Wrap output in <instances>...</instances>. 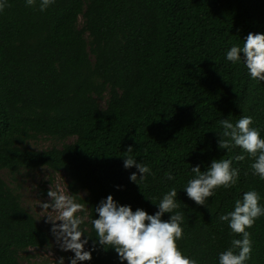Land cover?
I'll return each instance as SVG.
<instances>
[{"label":"trees","instance_id":"16d2710c","mask_svg":"<svg viewBox=\"0 0 264 264\" xmlns=\"http://www.w3.org/2000/svg\"><path fill=\"white\" fill-rule=\"evenodd\" d=\"M40 3L0 0V171L66 174L68 191L86 209L80 230L92 259L79 264H121L114 249L93 250L101 200L111 195L154 215L173 187L179 208L172 214L183 213L179 250L197 264H219V254L242 239L219 217L252 190L264 207L254 158L218 147L225 118L235 124L251 116L264 139V81L251 78L243 53L227 60L250 32L264 34V0H55L44 11ZM40 137L63 144L30 149ZM129 146L150 168L138 185L130 180L137 169L123 166ZM214 159H231L238 177L197 205L184 191L191 168L207 171ZM246 231L245 264H264V215ZM48 241L0 177V264H20L21 253Z\"/></svg>","mask_w":264,"mask_h":264},{"label":"clouds","instance_id":"9594fccd","mask_svg":"<svg viewBox=\"0 0 264 264\" xmlns=\"http://www.w3.org/2000/svg\"><path fill=\"white\" fill-rule=\"evenodd\" d=\"M55 0H41L40 10H46ZM36 0H26V6H34ZM5 4H0V11ZM243 59L252 79L264 81V34L249 33L244 39L243 47L232 46L227 52V60L236 63ZM223 131L218 137L219 149L231 150L239 147L249 156L254 158L251 164L253 174L264 180V139L258 129L251 127L253 118L241 116L233 124L227 118L219 121ZM123 159L125 169L135 167L137 173L130 175V180L137 183L150 174V168L143 162L137 163L131 155L133 148L129 146ZM237 161H242L245 156H236ZM231 159H214L207 171L202 172L199 166L191 168L194 178L190 179L184 188L189 199L197 205H205V200L213 195L218 187H231L235 184L239 174L238 169L231 167ZM168 180L174 179L171 174H166ZM48 202H41L40 208L50 210L47 222L52 225L51 232L62 251L73 252L70 264H79L92 259L91 251H85L88 239L80 230V225L86 217L76 215L84 210V205L78 203L74 195L62 190H54L50 185L47 192ZM177 191L173 187L163 196L158 205V211L149 215L142 209L132 210L131 206L119 205L111 195L101 200L95 207L98 218L91 221L97 239L93 240V250L98 244L105 251L114 249L121 264H197L182 254L176 241L183 236V213L176 211ZM259 194L252 190L243 194L242 200H237L234 211L221 215L222 222H228L233 233L242 236V239H233L231 247L219 254V264H245L251 254L250 233L255 220L264 215V207L260 206ZM170 218L162 219L164 214ZM55 214V215H53ZM236 249H239L238 254ZM58 264H65L61 257Z\"/></svg>","mask_w":264,"mask_h":264},{"label":"rangeland","instance_id":"374dc122","mask_svg":"<svg viewBox=\"0 0 264 264\" xmlns=\"http://www.w3.org/2000/svg\"><path fill=\"white\" fill-rule=\"evenodd\" d=\"M79 21L81 19L79 18ZM103 106V102L100 103ZM71 141L70 139L66 142ZM63 142L40 137L28 144L33 150H45L50 147H60ZM0 177L5 181L7 186L20 197L21 205L30 212L34 219L44 226L49 233L48 244L42 248H30L21 253L20 264H58L61 257L64 258L65 264H70V258H74L71 251H62L56 243V239L51 232L52 225L47 222V215L50 210L40 208L41 202H48L47 192L50 185L54 190H62L68 193V178L64 172L52 171L47 168H38L34 170H24L10 177L6 171H0ZM84 194H81L83 197ZM78 202V201H77ZM79 203V202H78ZM55 215V214H53ZM76 215L86 217V209L78 212ZM86 218L83 219V222ZM83 239V238H82Z\"/></svg>","mask_w":264,"mask_h":264}]
</instances>
